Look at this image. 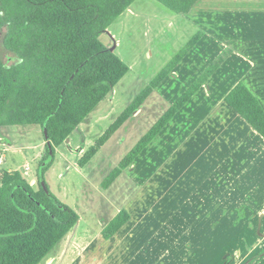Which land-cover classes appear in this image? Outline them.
I'll return each mask as SVG.
<instances>
[{
    "label": "rangeland",
    "instance_id": "obj_1",
    "mask_svg": "<svg viewBox=\"0 0 264 264\" xmlns=\"http://www.w3.org/2000/svg\"><path fill=\"white\" fill-rule=\"evenodd\" d=\"M225 3L222 6H214L222 8L224 11L221 21L216 23V16L213 13L210 20L206 17L207 21L205 20L203 23V27L210 32H208L209 37L200 42L193 53V56L198 60L197 63L193 62L195 67L191 68L189 61L188 66H182L180 71H183L187 76L179 81L169 80L158 91H154L143 104L139 114L132 116L124 123L93 160L85 168L79 169L80 160L84 159L89 150L98 143L105 133L118 123L126 109L161 71H156L161 65V61L155 60L153 63L157 67H153L142 58L140 59L142 48L136 44V37L133 33L120 32L119 39L123 41V46L118 49V53L120 52L125 57L123 61L129 65V73L119 82L105 102L97 107L69 139L57 148L53 167L45 175V181L50 191L79 214L83 227H85L83 228L84 233L78 237L80 229V231L68 234L60 245L58 244V249L55 248L56 251L53 254L49 253L39 264H74L75 259L72 258L79 252L90 254L84 257V261L81 262L83 264L103 263V255L111 252L152 254L174 251L177 257L191 255L190 264H201V258L202 264L205 258L207 264H234L236 259L238 261L239 258L252 254L250 252H253L254 248H259L254 253L256 260L260 254H263L264 245L258 244V240L262 239L260 233L263 231L262 221L260 222L261 218L254 219L253 213H249L248 209V204L253 203L254 198L245 195L239 198L217 196V191L220 192V188L226 185L228 178L235 176L236 172L241 173L238 171V166H234L233 171L232 166L230 169L224 168L223 164L227 160H215L214 155L209 157L212 160H193V162L189 160V153H192V156L199 155L200 148L205 142L201 138L197 140L199 133L203 132L209 136L207 125L216 128V123L222 122V127L227 122L226 114L221 115L219 108L213 112L209 111L201 119L198 117L199 121L196 123V119L194 122L197 125L196 128L207 124L202 126L198 133L192 135L191 141L196 140L193 143L198 144L199 150L193 151L192 142H189L175 158V160L187 158L185 167L193 168L191 172L186 170L185 177L181 170H177V175L180 173L183 177L182 182L186 181L188 183L186 185L189 187L194 186L196 181L201 179L202 186L206 185L209 192L208 197L193 195L187 198V202L191 204L189 212H169L174 208L168 204L169 198L165 197L162 200L163 197L155 198L152 195L153 188H157L159 182L158 176L153 179L154 181L149 176L145 181L137 183L133 177V171L129 170L131 166L123 170L109 187L105 188L104 186L107 177L119 167L122 160L128 156L139 141L197 77L217 60H213L204 67L205 58L200 59V57L210 58L212 56L211 44L215 37L223 42L222 50L220 49L222 54L219 57L223 63L230 55H233L235 50L239 54L237 58H233L234 62L229 63L226 68L218 69L219 73L215 77L220 76L218 80H225L227 83L217 92L227 91L234 82L241 80L243 73L247 74L246 79L251 82L258 83L263 80L257 74L258 70L253 71V62H249H251L250 59H253L257 64L264 62V0H250V3L247 0H238V3L233 4L225 0ZM138 39L141 40V38ZM101 40L104 44H108L105 34L101 36ZM247 42L248 44H246ZM141 44L144 42L141 41ZM123 48L125 52H123ZM247 64L251 65L250 68L247 67ZM27 68L28 65L23 68L24 78L29 74ZM203 90L202 92H209L207 87H204ZM187 111L189 112L187 120L190 119V115L193 118L192 107H188ZM16 126H23L12 128L15 133V141L18 143L23 145L33 143L35 145L39 141L40 143L45 141L44 132L40 126H37L40 128L38 134L35 132V125ZM172 141L174 142V139ZM212 147H214V143H212ZM156 149L158 150V148ZM168 151L170 148L165 135L161 138L160 148L157 152L153 149L146 150L144 152L146 157L143 159L144 156H142L138 159L140 160L138 163L140 171L149 167L147 164L153 158L166 160ZM45 153L46 148L44 147L39 160L45 156ZM4 154L7 158L11 156L9 152ZM27 158L31 160L33 157L27 156ZM198 164L200 165L198 166ZM7 165V163L2 164L0 169H6ZM168 165L162 166L160 170V174L164 178H166L169 169ZM37 168L38 164L33 170L35 176ZM25 170L27 173L29 172V170ZM19 172L35 190H39L37 181L31 182L30 176L24 175L22 171ZM164 178L161 177V182H159L161 189L167 183ZM218 181L219 183H217ZM199 185L195 186L199 189ZM100 195H103L105 200ZM256 199L258 202V197ZM234 201L237 202L234 203L235 205H239L238 211L235 209L226 210L225 205H232ZM256 205L259 206L258 203ZM125 206L131 208L136 220L135 226H140L135 230L136 236L130 246L123 244L119 237L108 242L101 234L102 223ZM217 222H220L219 227L216 225ZM145 224H149L152 228L143 231ZM142 231L144 233L148 231V235L146 233L142 236ZM173 235L175 236V245L172 246L170 238ZM169 239L170 241H168ZM94 256L96 259L90 260ZM107 264H119V261L112 260Z\"/></svg>",
    "mask_w": 264,
    "mask_h": 264
},
{
    "label": "trees",
    "instance_id": "obj_2",
    "mask_svg": "<svg viewBox=\"0 0 264 264\" xmlns=\"http://www.w3.org/2000/svg\"><path fill=\"white\" fill-rule=\"evenodd\" d=\"M135 1L0 0V127L40 126L46 141L37 168L39 190L19 171L0 177V264H39L79 223V214L50 191L45 175L57 148L129 72L101 35ZM157 1L178 14H189L199 0ZM201 38L199 33L186 44L80 160L81 167L141 109ZM222 63L217 59L197 77L107 177L105 188L132 165ZM27 65L29 74L24 78ZM224 101L264 138V108L245 82H238ZM130 219L122 210L103 229V237L113 238Z\"/></svg>",
    "mask_w": 264,
    "mask_h": 264
},
{
    "label": "crops",
    "instance_id": "obj_3",
    "mask_svg": "<svg viewBox=\"0 0 264 264\" xmlns=\"http://www.w3.org/2000/svg\"><path fill=\"white\" fill-rule=\"evenodd\" d=\"M228 1L232 4L238 3V0ZM247 1L248 3H250V0ZM223 4H226L225 0H199L194 9L189 14H178L167 8L157 0H136L104 33L108 39V44H105V46L123 61L125 57L121 55L120 52L118 53V49L123 46V41L119 39V34L121 31L130 32L131 34L133 33V35L136 37V44L140 45L142 48V55L140 59L142 58V60L151 64L153 67H157L153 63L155 60L161 61L162 63L156 69V71L161 70L160 72H162L166 68V66L173 60V58L186 46V44L189 43V41L197 34L201 33L202 38L195 45V47L187 54L182 62L179 63L177 67L164 79V81L156 89H154V91H158L160 87L167 81H179L181 78L186 77L187 75H185L183 71H180V68L187 65L188 61L191 68L195 67V65H193V62L197 63L198 60H196V58L193 56V53L198 48L200 42L209 37L208 32H210L205 27H203V23L206 20V17H208V19L210 20L213 15L216 16V23L221 21L224 11L222 8H215L214 6H222ZM101 36H103V34ZM138 38H141V40ZM141 41H143L144 44H141ZM212 41V56L210 58L200 57V59L205 58L204 60L206 62H204V67L213 62V60L218 59L220 57V54H222L221 50L223 42L217 39V37H215ZM246 44H248V42ZM122 50L123 52H125L124 48ZM238 55L239 54L235 50L233 55H230L227 61H225L221 65L219 70L226 68L229 63L234 62L233 58H237ZM250 60L251 62L249 63L253 62L252 64L254 65L253 71L258 70L257 74L263 80L258 83L251 82L249 79L248 81L246 79L247 74L243 73L241 80L239 79L238 81L234 82L227 91L219 93L217 91L223 88V86L226 85L227 82L225 80L219 81L218 79H220V76L217 78L215 77L219 73V71L216 72L207 81V83L193 96V98L187 103V105L174 117V119L169 124H167L157 135V137H155V139H153V141L141 152V154L134 160L129 170L133 171L132 174L137 183L145 181L149 178V176L151 180L156 179V176H158L157 180L161 182V177L164 178V176H161L160 174L161 167L164 165V167H166L170 162V164L168 165L169 169L166 173V178H164L167 183L164 184L161 189V184L158 182L157 188H153L152 195H154L155 198L157 196L163 197L162 200L165 197H168V204L174 207L172 210H169V212L171 213L189 212V210L191 209V204L187 202V198H190L193 195L199 197H208L209 192L206 185L202 186L201 179L196 181V184H200L199 189L197 188V186H195L196 184L189 187L187 186L188 183H186V181H184V184L182 182V178L185 177L186 170L188 169V171L191 172L193 168L191 169L190 166L185 167L187 158H184L183 160H175V158L177 154L183 150V147H185L187 143L192 142V135L198 133L199 129L202 126L207 125L202 124L201 127L196 128L197 125L194 124L195 120L198 117L201 119L209 111L213 112L219 108V113L221 115L226 114L227 122L222 127V122L216 123V128L211 127V125H207V133L209 132L210 135L207 136L203 132L199 133L197 140L201 138L205 142L202 145V148H200L199 155L192 156V153H189V160H192L191 162H193V160H209V157L214 155L213 158H215V160H227V162L223 164L224 168L230 169V167L232 166L233 171L234 166H238V171H241V173L239 174V172H236L235 176L228 178L226 185L222 186L223 188H220V192L217 191V196H231V198H239L240 196L245 195L247 197L251 196L254 198V202L248 204V209L249 213H253L252 216L254 219L261 218L260 222L262 221L261 227L263 231L260 232L262 235V239L258 240V244L264 245V138L255 129H253L241 116L235 113L224 101L226 95L235 87V85L238 82L243 81L255 94L264 108V62L257 64L255 61H253V59ZM250 66L251 65L247 64L248 68H250ZM160 72L156 75V77L160 74ZM204 87H207L209 89L208 93L202 92L204 91ZM114 89L111 91V93L114 91ZM107 97L101 103H99L97 107L102 105ZM188 107H192L193 118L192 115H190V119L187 120L189 115V112L187 111ZM140 110L135 115L139 114ZM198 121L199 119L196 120V123ZM16 127L23 126L0 127V156H3L4 158L3 164H8L6 169H0V177L5 173H10L12 171H22L24 175H28V177L30 176L31 182H34V180L37 181V174L35 176L33 174V170L40 161L39 158L42 156V150H44V147L46 146V141H44L43 143H40L39 141L35 145L33 143H28L25 145L21 144L20 142L18 143L17 141H15V133H13L12 130V128ZM35 127V132L38 134L40 128H38L37 126ZM173 133L174 136L172 137ZM165 135L168 139V145L170 148L166 160H155V158H153V160H150V162H148L147 164L149 165V167H147L144 171H140L138 166L140 160L138 159L144 156V152L146 150L153 149L155 152H157L160 148L161 138ZM172 139H174V142L172 141ZM209 140L214 143V147H212V143ZM193 142H196V140ZM193 142L191 143L193 151L199 150L198 144H194ZM156 148H158V150ZM6 152H9L11 156L7 158L4 154ZM27 156L33 158H31L30 160V158H27ZM145 157L146 156H144L143 159ZM199 165L200 164H198V166ZM78 166L80 167L79 169H81L85 168L86 165L84 167H81L78 164ZM25 169L29 170V172L27 173ZM204 169L206 170V167H204ZM177 170L182 171L183 177L180 173L179 175H177ZM217 183H219V181ZM196 191L197 193H195ZM100 196L102 198L104 197L103 195ZM257 197L258 202L256 199ZM103 200L105 199L103 198ZM236 201H234L232 205H225V209H235L236 211H238L239 205L234 204L237 203ZM257 203L259 204L258 207L256 205ZM122 210L129 211V214L131 216L130 221L125 224L113 238L107 240L103 237V235L102 237L108 242H111L119 237L122 240L123 244L125 243V245L130 246L131 241L136 236L135 230L140 226H135V216L131 212L132 210L129 206L121 208L114 215H111L110 219L102 223L103 227L101 229V234L103 229ZM219 223L220 222H217L216 225L218 226ZM83 228L85 227H83L82 219L80 217L79 223L69 234L74 233L75 231H80L81 229V231L78 233V237H80V235L84 233ZM151 228L152 227H150L149 224H145L143 227V231L150 230ZM143 231L141 232L142 236H144V234L146 233L148 235V231L146 233H144ZM174 235L170 238L171 241L170 239L168 240L172 243V246L175 245ZM58 247L59 246L57 245L55 248L58 249ZM55 248L50 252V254H53L56 251ZM257 249L259 248H254L253 252H250L252 254L241 257L238 261L236 259L234 261V264H264V252L263 254L259 255V258L257 260L254 258V253L257 251ZM86 255L90 254L86 252H79L77 256H73L72 259H75L74 264H83L81 262L84 261V257ZM181 257H177V254H175L174 251L166 253L158 252L152 254H131L127 252H121L117 254L111 252L103 255V263L100 264H107L112 260L116 262L119 261V264H190L191 255H182ZM95 259L96 256H94V258H91L90 260L94 261ZM203 264H207L206 258L203 260Z\"/></svg>",
    "mask_w": 264,
    "mask_h": 264
},
{
    "label": "built area",
    "instance_id": "obj_4",
    "mask_svg": "<svg viewBox=\"0 0 264 264\" xmlns=\"http://www.w3.org/2000/svg\"><path fill=\"white\" fill-rule=\"evenodd\" d=\"M3 162H4L3 156H0V166L3 164Z\"/></svg>",
    "mask_w": 264,
    "mask_h": 264
},
{
    "label": "water",
    "instance_id": "obj_5",
    "mask_svg": "<svg viewBox=\"0 0 264 264\" xmlns=\"http://www.w3.org/2000/svg\"><path fill=\"white\" fill-rule=\"evenodd\" d=\"M46 138L48 139L47 130H45ZM43 186L45 187V181H42Z\"/></svg>",
    "mask_w": 264,
    "mask_h": 264
}]
</instances>
